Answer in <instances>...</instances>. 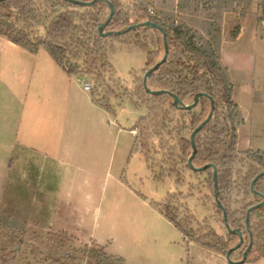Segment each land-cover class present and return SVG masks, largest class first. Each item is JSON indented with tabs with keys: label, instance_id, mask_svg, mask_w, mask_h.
Listing matches in <instances>:
<instances>
[{
	"label": "rangeland",
	"instance_id": "1",
	"mask_svg": "<svg viewBox=\"0 0 264 264\" xmlns=\"http://www.w3.org/2000/svg\"><path fill=\"white\" fill-rule=\"evenodd\" d=\"M127 1L122 0V3ZM231 1L233 4L223 10L222 21L219 22L214 17L220 15L218 9L200 7L197 13L188 10L182 14L178 9L179 0H144L147 8L159 15L167 26L184 23L198 36H203L204 42L211 39L206 33L208 24L212 22L220 26V33L214 32L213 35L218 36L216 47L219 51L224 44L233 85L232 97L241 112L237 126V149L239 154H243L250 149H264V23L260 22L264 0ZM35 2L49 13L56 14L61 10L52 8L44 0ZM239 28L240 34L236 39ZM34 30L35 35L41 38L45 36L42 27L36 26ZM158 37L151 32L141 34V38L149 42L152 48L157 47ZM135 40L132 36L108 41L107 47L110 49L112 45L113 48L107 53V62L113 66V74L108 71L100 74L101 70L94 69L90 74L77 76L70 85L74 90L70 107L74 108L79 118L90 114L87 101L89 97L94 100L93 90L97 88L102 95L108 90V84L120 85L116 94L110 97V110H107L106 118L109 127L104 129V134L109 138L105 151L111 161V175L121 178L125 185V189L118 190L111 184L104 193L96 188L86 206L75 208L76 204L73 203V214L69 216L68 224L72 231V236H69L73 239L58 238L56 233L60 232L49 229L56 222L45 216L49 215L50 209L41 207V201L46 202L45 198L50 199L51 194L55 196L60 191L64 196L69 189L66 181L80 180L82 175L75 176L72 170L68 172L65 169L56 171L55 175L50 174L48 169L54 165L45 164L40 151H27L21 144L15 143L13 146L16 148L12 153L9 150L12 144L0 143L5 145L0 149V162H7L6 167L0 168V213L12 217L19 225L20 221L27 224L22 231L27 232L23 237V247L16 248L19 252L10 264H55L53 260L56 264H232L223 253L185 235L161 213L160 206L170 204L175 208L174 212L177 210V221L183 227L190 228L186 222L190 219L196 229L207 231V228H212L219 236H227L228 230L220 219L212 191L206 183L207 175H196L186 164L178 168L181 174L170 172L172 164L163 163L162 153H155L159 148L157 140H145L147 134L151 135L152 132H144L143 139L140 137L141 129L133 130L136 135L131 132L140 118H147L151 106V103H142L135 94L149 69L146 65L147 51L138 48ZM87 69L89 67L85 66L83 70ZM0 74L7 75L6 81H10L18 94L24 93L23 103L29 108L25 109L23 120L26 124L30 118L35 137H41V98L50 97L52 105L60 100L59 97L67 101L70 95L61 94L58 87L61 85L56 84L58 76L55 75L67 73L44 47L28 51L0 35ZM86 83L92 87L91 91L85 90ZM23 87L24 90H20ZM56 88L59 90L57 93ZM2 95L0 104H6L9 93L0 94V97ZM13 106L17 111V103H13ZM47 109L46 113L49 114L51 107ZM20 113L15 112V126ZM87 118H91L90 115ZM146 124L142 123L140 127ZM174 144L171 141L169 146ZM37 145L41 147V144ZM176 150L178 152L179 147ZM164 168H168L169 172L157 181L155 175H160ZM49 178L55 179L57 184L58 179L60 185L63 182L60 191L53 188L48 190L44 180ZM238 201L232 209H238L242 218L250 199L245 201L241 196ZM77 202L79 204V200ZM256 240L254 253L248 256L244 264H264V242ZM246 246L247 238L241 249L231 257L232 261L241 260ZM36 247L45 255V259L37 253Z\"/></svg>",
	"mask_w": 264,
	"mask_h": 264
},
{
	"label": "trees",
	"instance_id": "2",
	"mask_svg": "<svg viewBox=\"0 0 264 264\" xmlns=\"http://www.w3.org/2000/svg\"><path fill=\"white\" fill-rule=\"evenodd\" d=\"M44 1L51 4L52 8L61 9L60 12L58 11L57 15L55 12L49 13L47 9L43 10V7L39 6L35 0L1 1L0 35L28 51H36L39 47H44L67 74L83 76L84 73H92L94 69L101 70L100 74H104L106 71L113 74V66L107 62V53L113 48L112 45L110 49L107 47L110 40H123L133 36L136 39L134 44L147 51L146 65L149 68L155 66L164 56L163 35L156 29L142 28L122 36H100L98 27L108 19L110 14L109 6L105 2H98L91 7H81L64 0ZM81 1L91 2L93 0ZM109 1L115 5L116 11L106 31H122L131 23L141 24L151 21L161 25L167 33L169 56L167 62L148 78L147 84L151 90L171 91L177 94L185 105L192 104L198 93H206L214 99V115L196 136L198 150L193 164L197 168L207 164L216 165L220 191L219 199L226 209L228 223L232 229L240 228L242 230L244 238H247L248 246L250 236L246 229V214L250 207L262 201L261 197L252 192L251 182L260 172L264 171V151L243 154L236 152L235 124H238L241 112L232 97L233 85L229 71L223 65L220 51L216 47L218 36L213 35L214 32L220 33V26L210 22L209 27L206 28V33L211 36V39L204 42L203 36H198L184 23L178 26H167L159 15H155L154 12L151 13L144 0H128L125 3H122V0ZM232 4L231 0H179L178 9L182 14L188 10L197 13L200 7L208 10L218 9L220 15L214 17L216 21L221 22V13ZM64 9L66 10L62 11ZM260 22L264 23V6L263 17L260 18ZM21 24H23L22 27ZM36 26L44 29V37L35 35L36 30L34 28ZM149 32L159 35L156 48H152L149 42L141 38V34L147 35ZM238 34L239 31L235 37ZM85 66L89 67L86 71L83 70ZM107 88L108 90L102 95L97 92L96 88L92 91V95L98 105L110 110V97L116 94L120 85L110 86L108 84ZM135 94L142 103H151V106L148 108L147 118H140L131 130L141 129V139H143L142 137L145 138L144 132H152L151 135L147 134L145 140L146 142H149L151 138L157 140L159 148L155 153L158 155L162 153L163 163L172 164L170 166L174 168H169L170 172L174 171L181 174L178 168L182 164H186L191 169L188 165V160L193 152L190 136L208 117L211 111L210 100L201 98L196 108L180 110L174 106V100L169 95L154 96L147 94L143 86V79ZM145 122L147 124L140 127V124ZM171 141H174L175 144L169 146ZM177 147H179L178 152H176ZM169 171L168 168H164L160 175H155V179L157 181L162 180ZM194 173L207 175V186L212 191L215 206L225 225L223 211L215 199L213 169ZM255 189L264 195V176L259 179ZM241 196L245 201L250 199L242 218L239 217L240 211L238 209H232L234 204L239 203L238 200ZM160 209L161 213L179 227L185 235L190 236L191 239L200 244L216 249L224 255L239 241L236 234H231L228 231L227 236L223 237L219 236L212 228H207V231L196 229L190 219L186 220L190 224V228L187 229L177 221V210L174 212L175 208L170 204L164 207L160 206ZM15 222L12 217L0 213V264L12 263L15 255L19 252L16 248L18 246L23 247V237L27 232L22 231L26 229L27 224L20 221L21 224L19 225ZM250 230L253 247L248 256L254 253L257 246L256 239L264 242V207L251 213ZM56 234L58 238L73 239L64 232ZM36 249L38 250L37 253H40L45 259L41 250L38 247ZM101 251L107 256L103 249ZM48 259L46 257V260ZM54 262L57 263L53 260L52 263Z\"/></svg>",
	"mask_w": 264,
	"mask_h": 264
},
{
	"label": "crops",
	"instance_id": "3",
	"mask_svg": "<svg viewBox=\"0 0 264 264\" xmlns=\"http://www.w3.org/2000/svg\"><path fill=\"white\" fill-rule=\"evenodd\" d=\"M239 34L236 39L239 37ZM223 46L224 44L220 51L221 61L229 70ZM55 75L58 76V82L56 84L63 85V88L58 86L60 87L59 90H61V94L68 93L70 98L65 101L64 98L59 97L60 100H58L57 103L55 101L53 105L51 104L52 100L50 97L41 98V137H35L36 133L30 122L29 114L27 116L29 119L26 124L22 117L26 114L25 109L27 110L29 108L28 105H24L23 103L24 93L22 95L18 94L16 89L11 86L10 81H6L7 75L0 74V94L9 93V98H6V104H0V143L12 144L11 148H9L10 152L16 148L13 146L15 143L21 144L24 150L27 151H40L41 159L46 162L45 164L54 165L53 168L48 169L50 174L55 175L56 171L65 169L68 172L72 170L73 172H71L75 176L82 175L80 180L74 179L66 181L69 189L64 196L60 193L63 192L60 191L63 182L60 185L58 179V184L55 183V179L53 180L52 178L44 180V182L46 181L45 186L48 187L49 191L52 188L60 191L58 195L53 196L51 194L50 199L45 198L48 203L41 201V207L50 209L49 215L45 216H48L50 221L56 222V225L49 229L51 231H59L71 235V227L68 224L69 216L73 214L71 207L74 206V204H76L75 208L86 206L87 202L94 196L96 188L102 190L104 193L108 191V187L111 186V184L113 188L118 190L125 189V185L122 183L123 181L121 178L111 175V161L109 160V154L105 151L109 139H107V135L104 134V129L109 127V123L106 122L108 115L107 110L89 97L87 103L90 106L91 112L86 116L82 114L83 116L79 118L74 108L70 107L72 91H74L72 90L73 88H70V85L71 83L73 84V79H75L77 75ZM24 78L25 77H22L21 79ZM20 81L26 82L25 80ZM20 81L19 83H21ZM3 90H5V92ZM20 90H24V87ZM59 90L56 88V93ZM7 99L9 102H7ZM0 101H3V95L0 97ZM13 103H17L18 109H16L17 111H21L16 126L14 125V118L16 117L15 112L17 113V111L14 110ZM47 107H51L50 110H52L49 114L46 113V110H49ZM89 115L91 118H87ZM20 126H22L21 130H19ZM131 132L133 135H136L132 130ZM117 138L118 134L116 136V139ZM37 144H41V147ZM0 146V149H2L5 145L0 144ZM6 158L8 159V157ZM6 165L7 162H0V168L6 167ZM75 199L76 201L74 202ZM77 200H79V204H77ZM63 208L65 212L62 211ZM164 218L166 217L164 216Z\"/></svg>",
	"mask_w": 264,
	"mask_h": 264
},
{
	"label": "water",
	"instance_id": "4",
	"mask_svg": "<svg viewBox=\"0 0 264 264\" xmlns=\"http://www.w3.org/2000/svg\"><path fill=\"white\" fill-rule=\"evenodd\" d=\"M1 1H4V0H0ZM64 1H67L71 4H74V5H77V6H81V7H91L93 5H95L96 3L98 2H105L106 4H108L109 6V9H110V14H109V17L108 19L104 22V23H101L98 27V33L100 36L102 37H111V36H122V35H125L133 30H138V29H142V28H151V29H156L158 31H160L163 35V42H164V46H165V53H164V56L163 58L157 62V64L151 68H149L144 77H143V86H144V89L146 91L147 94H150V95H169L173 98L174 100V106L180 110H192L194 108H196L199 104V101L201 98H207L210 100L211 102V111L208 115V117L204 120V122H202L192 133L191 135V143H192V147H193V152L188 160V165L189 167L191 168V170H193L194 172H203V171H206L210 168L213 169V180H214V184H215V199H216V202L218 204V206L222 209L223 211V219H224V223H225V226L228 230L229 233L231 234H236L238 237H239V241L238 243L233 246L232 248H230L226 254V257L228 259V261L232 264H244L248 258V254L250 252V250L252 249L253 247V238H252V233H251V230H250V215L251 213L258 209V208H261V207H264V195L260 192H258L256 189H255V185L257 183V181L264 176V172L263 173H260L255 179L254 181L252 182L251 184V190L254 194H256L257 196L261 197L263 199V201L261 203H258V204H255L254 206L250 207L247 211V214H246V229L247 231L249 232V236H250V242H249V245L248 247L245 249L244 253H243V257L241 260L239 261H232L231 259V255L238 251L244 244V241H245V238H244V235H243V232L240 228H237V229H232L228 223V218H227V212H226V209L225 207L223 206V204L221 203L220 199H219V194H220V191H219V186H218V169L216 167V165L214 164H207L203 167H200V168H197L194 166L193 164V160L197 154V145H196V136L197 134L204 128V126L209 123L214 115V111H215V101L214 99L206 94V93H198L195 98H194V101L192 104H189V105H185L184 102L181 100V98L171 92V91H168V90H159V91H154V90H151L149 87H148V84H147V81H148V78L150 77V75H152L153 73H155L163 64H165L167 62V59H168V56H169V45H168V42H167V33L165 31V29L155 23V22H151V21H147L145 23H141V24H131L129 25L125 30H122V31H116V32H112V31H106L108 25L110 24V22L112 21L114 15H115V5L109 1V0H93L91 2H85V1H81V0H64ZM54 258V256H53Z\"/></svg>",
	"mask_w": 264,
	"mask_h": 264
},
{
	"label": "flooded vegetation",
	"instance_id": "5",
	"mask_svg": "<svg viewBox=\"0 0 264 264\" xmlns=\"http://www.w3.org/2000/svg\"><path fill=\"white\" fill-rule=\"evenodd\" d=\"M237 126H238V124H235V127H236V136H237ZM191 135H192V134H191ZM190 140H191V136H190ZM237 140H238V137H237ZM195 141H196V140H195ZM263 151H264V149H263V150H261V149H258V150H252V149H250V150H248V151H246V152H244V153H248V152H249V153H251V152H263ZM236 152L239 153V152H238V149H237V143H236ZM263 172H264V171H262V172H260V173H263ZM260 173H259V174H260ZM259 174H258V175H259ZM258 175H257V176H258ZM257 176H256V177H257ZM256 177H255V178H256ZM255 178H254V179H255ZM254 179L252 180V182L254 181ZM258 181H259V180H258ZM258 181H257V182H258ZM252 182H251V184H252ZM256 184H257V183H256ZM262 201H263V199H262ZM262 201H261V202H262ZM261 202H260V203H261ZM257 204H258V203H257ZM248 245H249V244H248ZM247 247H248V246H247ZM247 247H246V248H247ZM246 248H245V249H246ZM244 251H245V250H244Z\"/></svg>",
	"mask_w": 264,
	"mask_h": 264
},
{
	"label": "built area",
	"instance_id": "6",
	"mask_svg": "<svg viewBox=\"0 0 264 264\" xmlns=\"http://www.w3.org/2000/svg\"><path fill=\"white\" fill-rule=\"evenodd\" d=\"M151 13H153L152 10H151ZM85 90L86 91H91L92 90V87L90 86V84H88V83L85 84Z\"/></svg>",
	"mask_w": 264,
	"mask_h": 264
}]
</instances>
